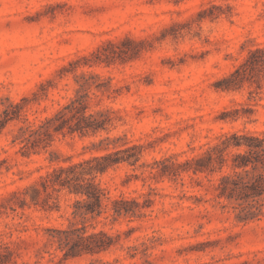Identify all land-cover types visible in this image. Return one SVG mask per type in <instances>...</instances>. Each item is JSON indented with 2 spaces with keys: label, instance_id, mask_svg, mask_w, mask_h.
<instances>
[{
  "label": "rangeland",
  "instance_id": "374dc122",
  "mask_svg": "<svg viewBox=\"0 0 264 264\" xmlns=\"http://www.w3.org/2000/svg\"><path fill=\"white\" fill-rule=\"evenodd\" d=\"M256 48L264 0H0V264H264V201L237 217L246 203L218 197L235 150L221 170L187 164L232 134L264 139V78L220 88ZM84 95L102 129L22 154L19 128ZM114 153L94 182L132 215L112 219L103 199L100 216H74L80 197L41 186ZM74 228L112 245L65 258L53 230Z\"/></svg>",
  "mask_w": 264,
  "mask_h": 264
},
{
  "label": "trees",
  "instance_id": "16d2710c",
  "mask_svg": "<svg viewBox=\"0 0 264 264\" xmlns=\"http://www.w3.org/2000/svg\"><path fill=\"white\" fill-rule=\"evenodd\" d=\"M264 78V48H256L248 52L245 60L230 74L221 80V90L229 91L240 87L244 82L257 83ZM221 86V85H220ZM84 96H77L70 100L69 104L63 106L52 118L45 123L35 126L27 124L19 128L22 133L18 140L21 145L22 154L36 152L48 146L52 141L53 134L78 133L82 136L89 131L96 133L102 129L101 122L96 121L93 115H86ZM9 107L17 112L18 105L9 104ZM18 118V113L9 117L6 121ZM45 139L48 141L45 143ZM230 139L233 141L230 143ZM235 150L229 156L231 163L228 165L229 173L222 174L219 178L217 189L218 197L243 200L246 205L238 204L237 217H258L264 201V139L254 136L232 134L224 137L216 146L207 151L203 158L191 159L188 165L192 172H202L209 169L212 163L218 165V170L227 163L226 150ZM114 154H106L101 157H91L77 163L70 162L66 166H58L50 173L41 178V186L44 191L50 189L52 192L66 190L69 194L78 196L81 201L75 205H82L84 212L74 211V216L92 217L100 216L106 212L107 205H103V199L109 201L111 213L109 217L132 215L128 202L123 199L110 200L106 198L104 190L94 182L98 174L102 175L106 170L124 159L113 158ZM205 165H200L203 163ZM206 162V163H205ZM211 171V170H210ZM48 194H46L47 196ZM133 203V202H132ZM56 236L52 237L57 248L63 252L65 258L78 256L82 253H100L106 251L112 245V239L104 232L86 235L81 228L68 230H53Z\"/></svg>",
  "mask_w": 264,
  "mask_h": 264
}]
</instances>
